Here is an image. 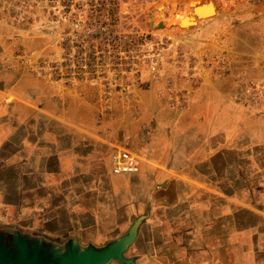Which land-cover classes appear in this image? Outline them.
<instances>
[{
	"label": "rangeland",
	"instance_id": "1",
	"mask_svg": "<svg viewBox=\"0 0 264 264\" xmlns=\"http://www.w3.org/2000/svg\"><path fill=\"white\" fill-rule=\"evenodd\" d=\"M192 1L127 0V25L153 36L155 70L144 67L133 100L120 101L137 109L132 121L149 149L143 159L129 150L143 166L137 181L122 183L123 212L130 210L127 224L135 216L145 221L139 244L151 237V212L164 223L159 238L175 245L161 249L176 261L166 264H193L187 256L190 250L193 260L195 248L176 245L184 238L201 242L196 263L255 264L264 240V0H196V7L216 6L203 19L191 13ZM18 5L0 0V83L20 70L42 76L36 66L50 49V40L28 35L35 27L19 23ZM141 87H152L147 102L138 101ZM112 102L102 105L112 110ZM8 112L0 105V128L19 121ZM210 128L217 141L207 147ZM19 233L0 218V248L15 245ZM135 244L125 249V262L109 264H132L133 252L146 248Z\"/></svg>",
	"mask_w": 264,
	"mask_h": 264
},
{
	"label": "crops",
	"instance_id": "2",
	"mask_svg": "<svg viewBox=\"0 0 264 264\" xmlns=\"http://www.w3.org/2000/svg\"><path fill=\"white\" fill-rule=\"evenodd\" d=\"M21 71L0 83V105L9 109L5 116L13 120L15 110L19 118L11 128H4L3 120L0 128L4 136L0 137L2 226L20 232L18 243L24 241L58 256L67 255L73 247L79 251L104 248L135 229L129 246L136 243L135 247L146 248L133 252L132 264L176 262L162 252L161 247L175 244L159 238L157 231L164 223L153 220L154 212L145 219L151 237L142 239V244L137 236L145 221L140 224L135 216L127 224L130 210L123 212L127 205L121 187L137 181L138 173L112 172L111 155L116 148L130 150L142 159L148 156L149 149L140 143L144 138L132 121L138 116L137 109L117 98L112 102L114 109L108 110L95 87H62L49 78ZM151 88L141 87L138 101L147 102ZM204 135L205 146L216 144L212 128ZM124 228L128 233L117 235ZM257 243L261 254L255 264H264V240ZM176 245L195 248L193 260L188 251L189 263L202 264L195 260L201 257L196 253L201 245L196 238H184Z\"/></svg>",
	"mask_w": 264,
	"mask_h": 264
},
{
	"label": "built area",
	"instance_id": "3",
	"mask_svg": "<svg viewBox=\"0 0 264 264\" xmlns=\"http://www.w3.org/2000/svg\"><path fill=\"white\" fill-rule=\"evenodd\" d=\"M18 4L19 23L38 30L28 35L50 40L48 57L39 60L35 72L55 84L95 87L102 102L132 101L142 69L155 70L153 36L127 25V0H18ZM141 168V158L127 149L112 156L114 174H137Z\"/></svg>",
	"mask_w": 264,
	"mask_h": 264
},
{
	"label": "water",
	"instance_id": "4",
	"mask_svg": "<svg viewBox=\"0 0 264 264\" xmlns=\"http://www.w3.org/2000/svg\"><path fill=\"white\" fill-rule=\"evenodd\" d=\"M206 4L193 8L196 18L203 19L215 15V4L208 2L211 9H207ZM194 20L197 23L195 18ZM135 235L136 231L132 229L128 235L104 248L90 247L79 251L73 247L65 256L48 255L41 247H33L24 241L17 242L10 247L0 248V264H109L115 259L125 262L123 254L127 246L133 242Z\"/></svg>",
	"mask_w": 264,
	"mask_h": 264
},
{
	"label": "bare ground",
	"instance_id": "5",
	"mask_svg": "<svg viewBox=\"0 0 264 264\" xmlns=\"http://www.w3.org/2000/svg\"><path fill=\"white\" fill-rule=\"evenodd\" d=\"M198 4H199L198 1L193 0L192 3L190 4V6H195V7H196ZM188 5H189V4H188ZM206 8H207V9H211L212 7L209 6V5H207ZM177 12H178V11H177ZM191 13L194 14L192 10H191ZM187 21H188V20H187ZM183 23H184V22H183Z\"/></svg>",
	"mask_w": 264,
	"mask_h": 264
}]
</instances>
